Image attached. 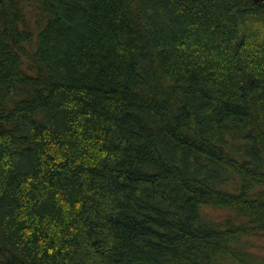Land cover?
Returning <instances> with one entry per match:
<instances>
[{"label": "trees", "instance_id": "obj_1", "mask_svg": "<svg viewBox=\"0 0 264 264\" xmlns=\"http://www.w3.org/2000/svg\"><path fill=\"white\" fill-rule=\"evenodd\" d=\"M261 235L264 0H0V264H264Z\"/></svg>", "mask_w": 264, "mask_h": 264}, {"label": "rangeland", "instance_id": "obj_2", "mask_svg": "<svg viewBox=\"0 0 264 264\" xmlns=\"http://www.w3.org/2000/svg\"><path fill=\"white\" fill-rule=\"evenodd\" d=\"M219 216L222 218L225 216V212L222 211V210H217ZM250 244L253 243V251L255 253H257V255H259V258H261L262 256H264V250L261 248H258L257 245H260L261 243H263V236H256V237H253L252 239H250V241H248ZM258 258V259H259ZM260 261H262V258L259 259Z\"/></svg>", "mask_w": 264, "mask_h": 264}]
</instances>
